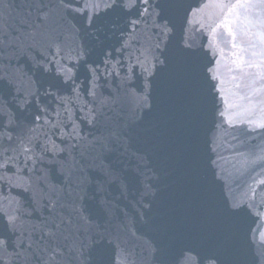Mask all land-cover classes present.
<instances>
[{"label": "snow or ice", "instance_id": "1", "mask_svg": "<svg viewBox=\"0 0 264 264\" xmlns=\"http://www.w3.org/2000/svg\"><path fill=\"white\" fill-rule=\"evenodd\" d=\"M0 264H264V0H0Z\"/></svg>", "mask_w": 264, "mask_h": 264}]
</instances>
